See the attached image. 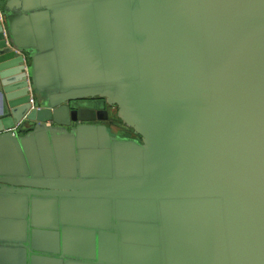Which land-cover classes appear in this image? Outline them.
Wrapping results in <instances>:
<instances>
[{
	"label": "water",
	"instance_id": "1",
	"mask_svg": "<svg viewBox=\"0 0 264 264\" xmlns=\"http://www.w3.org/2000/svg\"><path fill=\"white\" fill-rule=\"evenodd\" d=\"M0 16V264H264V0Z\"/></svg>",
	"mask_w": 264,
	"mask_h": 264
},
{
	"label": "flooded vegetation",
	"instance_id": "2",
	"mask_svg": "<svg viewBox=\"0 0 264 264\" xmlns=\"http://www.w3.org/2000/svg\"><path fill=\"white\" fill-rule=\"evenodd\" d=\"M75 108L80 109V108H92L94 105H103V110L99 111L95 114H92L94 117H96L92 122H103V120H99L97 117H102V116H107L106 118V123L114 124L117 127L120 128L119 134L121 135H132L131 130L123 125L117 118L114 117L113 112H112V107L106 105L102 100L94 97V98H85L81 100H77L75 103ZM90 110V109H89ZM96 111V110H95ZM89 115V114H87Z\"/></svg>",
	"mask_w": 264,
	"mask_h": 264
},
{
	"label": "built area",
	"instance_id": "3",
	"mask_svg": "<svg viewBox=\"0 0 264 264\" xmlns=\"http://www.w3.org/2000/svg\"><path fill=\"white\" fill-rule=\"evenodd\" d=\"M0 19H1V16H0ZM3 33H4V29H3ZM25 65H26V61L24 62V66ZM27 89H28V102L31 104L30 108H38V106L35 104V98H34L32 91L29 87V83H28ZM14 129H18V126L15 127ZM14 129H12V130H14Z\"/></svg>",
	"mask_w": 264,
	"mask_h": 264
},
{
	"label": "rangeland",
	"instance_id": "4",
	"mask_svg": "<svg viewBox=\"0 0 264 264\" xmlns=\"http://www.w3.org/2000/svg\"><path fill=\"white\" fill-rule=\"evenodd\" d=\"M114 110V109H113ZM113 112V111H112ZM113 115H114V112H113ZM109 124V123H108ZM110 128H112V129H114V131H117V133H119L120 132V128L119 127H117L116 125H114V124H111V127Z\"/></svg>",
	"mask_w": 264,
	"mask_h": 264
}]
</instances>
